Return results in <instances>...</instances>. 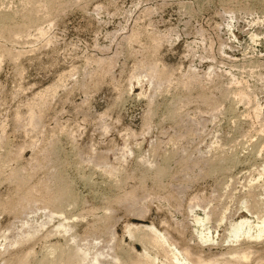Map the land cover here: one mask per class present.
Here are the masks:
<instances>
[{"label":"rangeland","instance_id":"1","mask_svg":"<svg viewBox=\"0 0 264 264\" xmlns=\"http://www.w3.org/2000/svg\"><path fill=\"white\" fill-rule=\"evenodd\" d=\"M56 1L30 23L45 33L8 35L0 53V264H36L49 258L43 245L64 242L119 264L140 252L135 227L151 223L223 260L238 247L228 222L264 185L248 186L264 157V0ZM154 63L168 79L143 73ZM237 86L252 99H233ZM65 185L76 203L47 199ZM202 211L212 229L223 220L216 242L198 240ZM64 217L67 232L55 228ZM247 245L264 258V239Z\"/></svg>","mask_w":264,"mask_h":264},{"label":"bare ground","instance_id":"2","mask_svg":"<svg viewBox=\"0 0 264 264\" xmlns=\"http://www.w3.org/2000/svg\"><path fill=\"white\" fill-rule=\"evenodd\" d=\"M8 1L10 0H0V53H5L3 49L6 36L8 35H27L31 27L35 28L38 33H45L47 26H41V22L34 25L30 23L41 20L39 19L38 13L42 9L44 11L46 9V12L49 14L54 4L53 2L56 0H18L17 6H14L15 8L11 11L5 9V7L8 8ZM2 6L4 7L1 8ZM47 9L49 11H47ZM251 36L252 35L249 36V39ZM143 73L151 78H155L158 82L163 80V78H169V75H167L168 72L166 73L162 69L159 70L156 63L145 66V68H143ZM49 90L50 86L37 92L35 96L38 95V101L40 103H44ZM232 93V98L237 101L244 100L247 102L252 99L244 86L235 87ZM251 110L253 111L254 118H257L261 111L260 104L254 102ZM25 119L26 123L31 126L37 124L38 115L34 112L33 106L27 107ZM259 136L263 140L260 139L259 141L262 142L259 144L260 148L257 150V155L261 153V149L264 147V135L262 137L261 135ZM160 172H163V168H160ZM261 182H264V157L261 158L258 173L249 179L248 186H255V184L259 185ZM262 187L261 193L252 191L247 193L246 197H248V199L245 197L242 198L239 209L243 212L238 218H234L228 222L227 234L224 237L225 241H229L231 245L237 243L238 247H231V249L226 252V257L223 260L208 259L197 252L190 251L188 247L179 248L173 240L168 239L162 231L151 223L149 225L141 224L135 227L138 234L133 238L140 244V252H133L132 255L125 256L126 259L119 262V264H223L224 261L227 264H264L261 251L252 249L249 245L241 246L244 242L264 239V185ZM28 192L29 191H24L25 196L30 195ZM47 199L65 203L64 206L66 207L76 203L78 200L77 196L70 189V185L63 186L56 196L48 197ZM67 211L68 210H65L63 207V212H58L62 214ZM44 218V220H50L52 218L51 213L46 214ZM65 218L66 217L62 218L55 224L56 229L60 228L63 232L69 230L70 225L66 222ZM209 218V215L204 211L195 215L193 218L195 233L199 238L198 240L202 243L216 242L218 240L216 234L220 226V221L223 222V220L219 218L216 227L212 229L211 226H209ZM127 232L129 235H133L130 227L127 228ZM72 238L73 235H69L67 239ZM91 247L90 245H69L66 242H64V246H59L54 243L45 244L43 245V252L48 255L49 258L44 257L43 260L36 264H84L85 260H87L86 264H95L98 262V254H92L88 257ZM251 258H253L252 263L249 262ZM115 260H118V258L114 257V261ZM13 264H27V261L23 256L17 255L13 257Z\"/></svg>","mask_w":264,"mask_h":264}]
</instances>
